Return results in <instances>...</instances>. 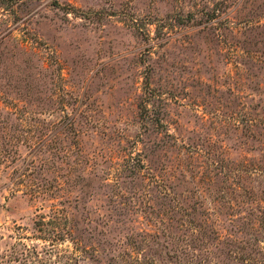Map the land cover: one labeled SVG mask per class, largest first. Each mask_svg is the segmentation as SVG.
<instances>
[{
	"label": "rangeland",
	"instance_id": "obj_1",
	"mask_svg": "<svg viewBox=\"0 0 264 264\" xmlns=\"http://www.w3.org/2000/svg\"><path fill=\"white\" fill-rule=\"evenodd\" d=\"M0 264H264V0H0Z\"/></svg>",
	"mask_w": 264,
	"mask_h": 264
}]
</instances>
